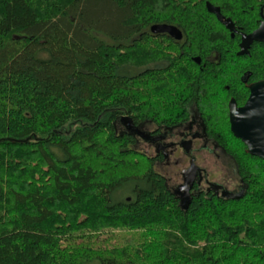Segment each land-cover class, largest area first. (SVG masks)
Returning a JSON list of instances; mask_svg holds the SVG:
<instances>
[{"label":"trees","instance_id":"obj_1","mask_svg":"<svg viewBox=\"0 0 264 264\" xmlns=\"http://www.w3.org/2000/svg\"><path fill=\"white\" fill-rule=\"evenodd\" d=\"M207 2L250 6L0 0V264H264V160L228 120L230 98L248 96L243 72L264 79V46L237 56ZM156 25L192 38L182 65L210 50L219 64L181 70L150 35ZM190 101L232 158L243 199L201 195L181 207L157 160L117 130L121 116L177 125Z\"/></svg>","mask_w":264,"mask_h":264},{"label":"flooded vegetation","instance_id":"obj_2","mask_svg":"<svg viewBox=\"0 0 264 264\" xmlns=\"http://www.w3.org/2000/svg\"><path fill=\"white\" fill-rule=\"evenodd\" d=\"M219 3L220 2H218V4ZM207 4L210 3L207 2L205 4L206 9ZM211 6L220 11L224 21L231 22L233 31L227 29V27L217 19L216 15L210 13L223 27L225 35H228L232 40H235L237 56L250 58L252 57L251 51L254 46H264V43L251 42L248 39L258 30L261 24L264 23V0H250V6L248 7L234 5L231 8V13L227 11L223 12L224 8L222 9V6ZM248 23L251 28L249 32H246L243 25ZM167 26L176 28L182 35L181 39H176L166 33L153 34L151 30L150 35L158 40V43H162L164 48L167 46L165 52L169 60L174 57L179 58L176 64L181 70H201L200 67L202 63L219 64L221 59L220 53L217 50H210L207 55L198 52L195 55H191L192 63H185L182 65L184 62V55L189 56L187 51L192 48V44L190 43L192 38L187 34L183 27L174 25ZM174 65V62H168V67L172 68ZM240 81L247 89L248 96H246V101L243 104H239L235 98H230L228 102V120L230 102L233 100L237 108H243L250 96V87L260 82H264V79L256 80L251 77V72L244 71ZM187 116V121L180 122L171 127L154 125L153 122L135 126L131 123L129 117L121 116L117 121V130L122 135H131L135 139V147L140 153H144L150 158L157 160L155 169H157V171L166 179V186L170 191H174L180 206L183 208L184 201L187 202L185 206L188 207L187 205L190 204L194 197H199L201 195H211L216 198L227 199L224 197V193L226 192L236 195L241 191H245L243 182L238 178V183L234 186L214 183L209 180L210 178L206 170L198 166L199 156L203 153L214 156H219V153H222L231 160L232 158L229 156V153L225 148H223L215 139L210 137L206 127L207 125L204 123L205 119L203 118V114L199 111L197 104L194 101H190L187 105ZM172 119L177 121L180 118L175 116ZM142 147L147 148L149 151L153 152L154 155L152 156L149 154L150 152L141 150L140 148ZM170 157L177 161V166L174 168V174L176 176L173 175L175 177L174 180H176L175 182L177 183H182L180 186L176 185L174 188L170 187L168 179L160 172V169L168 163ZM132 198L133 197L131 196L127 198V200L131 201Z\"/></svg>","mask_w":264,"mask_h":264},{"label":"water","instance_id":"obj_3","mask_svg":"<svg viewBox=\"0 0 264 264\" xmlns=\"http://www.w3.org/2000/svg\"><path fill=\"white\" fill-rule=\"evenodd\" d=\"M209 13L217 16L227 29L233 31L230 21H224L218 9L207 4ZM153 34H169L176 39L182 35L174 28L167 25H156L151 28ZM251 42L264 43V23L249 38ZM230 131L235 139L239 140L246 148L247 153L256 158L264 160V82L250 87V96L243 108H237L232 100L229 104ZM244 191L239 194L224 193L227 199L241 200ZM187 202L184 201V208Z\"/></svg>","mask_w":264,"mask_h":264},{"label":"rangeland","instance_id":"obj_4","mask_svg":"<svg viewBox=\"0 0 264 264\" xmlns=\"http://www.w3.org/2000/svg\"><path fill=\"white\" fill-rule=\"evenodd\" d=\"M140 149L145 152H150L149 154L152 156L154 155V153L149 151L147 148L142 147ZM175 166H177L176 159L170 157L168 163H166L162 167V169H160V172L164 176H166L169 185L172 188H174L176 185L180 186L182 184L181 182L177 183L175 182L176 180H174L176 177L174 174ZM198 166L206 170L210 178L209 180L211 182L230 185V186H234L238 183V179L236 176V169H235V165L233 164V161L227 156L223 155L222 153H219V156H214L207 153L201 154L199 156ZM124 191L126 190L124 189ZM128 194L129 193H125L123 195V198L126 197Z\"/></svg>","mask_w":264,"mask_h":264}]
</instances>
